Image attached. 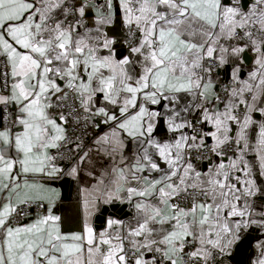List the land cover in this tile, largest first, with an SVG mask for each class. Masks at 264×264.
<instances>
[{
    "label": "snow or ice",
    "instance_id": "obj_1",
    "mask_svg": "<svg viewBox=\"0 0 264 264\" xmlns=\"http://www.w3.org/2000/svg\"><path fill=\"white\" fill-rule=\"evenodd\" d=\"M0 264H264V0H0Z\"/></svg>",
    "mask_w": 264,
    "mask_h": 264
},
{
    "label": "crops",
    "instance_id": "obj_2",
    "mask_svg": "<svg viewBox=\"0 0 264 264\" xmlns=\"http://www.w3.org/2000/svg\"><path fill=\"white\" fill-rule=\"evenodd\" d=\"M57 187L60 188L62 201L60 207L64 215L71 219L76 213L77 188L72 182H59Z\"/></svg>",
    "mask_w": 264,
    "mask_h": 264
}]
</instances>
